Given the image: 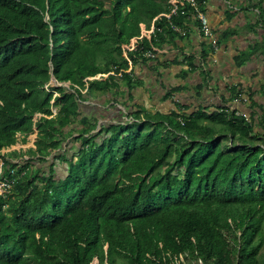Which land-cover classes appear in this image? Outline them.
<instances>
[{
	"label": "trees",
	"instance_id": "trees-1",
	"mask_svg": "<svg viewBox=\"0 0 264 264\" xmlns=\"http://www.w3.org/2000/svg\"><path fill=\"white\" fill-rule=\"evenodd\" d=\"M169 1L0 0V157L7 176L16 170L11 193L0 196V264H261L264 105L254 92L249 115L226 106L190 113L178 100L169 115L138 109L97 133L98 119L82 110L96 93L136 86L128 70L154 59L147 51L186 37L171 24L201 29L186 4L170 21L157 20L156 35L129 53L130 66L122 45L168 13ZM197 1L205 12L208 0ZM262 2L252 7L264 26ZM236 33L225 31L218 43ZM213 50L204 45L202 61ZM260 51L264 43L241 52L236 65ZM187 62L202 68L195 56ZM230 92L225 103L242 100L241 86ZM35 130L34 148L2 154ZM23 155L29 160L13 161ZM56 160L67 164L65 177Z\"/></svg>",
	"mask_w": 264,
	"mask_h": 264
},
{
	"label": "crops",
	"instance_id": "crops-1",
	"mask_svg": "<svg viewBox=\"0 0 264 264\" xmlns=\"http://www.w3.org/2000/svg\"><path fill=\"white\" fill-rule=\"evenodd\" d=\"M259 0H208L205 7V14L209 19L210 26L220 37L225 31H236V35L219 44L218 51L210 54L206 61H202L200 53L204 45H208L206 39L197 26L191 25L186 37H178L174 41L169 40L161 47H155V58L146 62H138L133 67L130 74L136 81V86L128 88L125 82H122L120 89L115 95L96 93L95 97L89 98L82 104L84 113L90 117L98 119V129L101 125L116 123L127 120L128 114L134 110L143 109L144 112L155 114L157 112L169 115L176 110V102L179 100L183 104L190 106L189 112H195L199 108L207 111H215L220 107L226 106L237 109L242 113L251 112L249 102L244 103L248 93L254 92V99L259 104L264 105V92L261 80L264 79V55L256 53L243 66L236 65V57L241 52L248 50L255 44L264 43V26L257 25L260 10L252 7V4ZM264 10V0L261 4ZM197 23V21L195 20ZM253 25V28L250 27ZM152 25V24H151ZM142 30L147 27L141 25ZM181 36V35H180ZM195 56L198 63L201 62L202 68L191 71L187 62L188 57ZM208 72L204 80L202 71ZM203 85L201 92L197 95V87ZM241 86L243 88L242 100L237 99L231 103H225L232 95V87ZM180 86L182 90L175 93L176 101L173 98H166L169 89ZM89 101H93L89 109L86 106ZM107 109H109L107 111ZM102 110V111H101ZM101 111V114H99ZM111 113L107 119H99L95 113ZM111 116L113 117L111 119ZM97 129V130H98ZM29 143V138L27 139ZM20 141L16 146L4 150L7 153L18 151L23 153L27 150ZM76 142L70 147L77 149ZM31 148H34L31 147ZM30 149V148H29ZM73 151V150H72ZM26 155L13 160L19 162ZM29 160V159H27Z\"/></svg>",
	"mask_w": 264,
	"mask_h": 264
},
{
	"label": "built area",
	"instance_id": "built-area-1",
	"mask_svg": "<svg viewBox=\"0 0 264 264\" xmlns=\"http://www.w3.org/2000/svg\"><path fill=\"white\" fill-rule=\"evenodd\" d=\"M169 3L171 6L168 13L160 14L158 17H156L153 20V23L149 29L144 28L140 36L135 37L131 39L129 43L122 45L123 55L128 60L130 66L133 65V62L129 57V53L137 51L139 48H141L142 47L141 42L145 37L151 39L153 36L156 35V31H158V28L156 27L157 20L164 17L170 21L173 16L179 15L180 11H182L185 8L186 4H189L191 7H193L196 10V16L194 18L200 24L201 27L200 32L206 39L209 40L214 51H218L219 49L218 36L210 26L209 19L205 14V12L200 10L199 3L197 0H170ZM171 25H172V29L179 35L186 36L188 34L187 29L178 27L173 24ZM155 50H156L155 48H151V50L146 52L145 56L148 58H155ZM103 76L108 77L109 75H103ZM119 76H122V73H119ZM92 79L93 78H91L90 80ZM55 96H57V94H55ZM53 111L54 114H56V110ZM38 117H40V115H36L35 119H37ZM34 143L35 140H33L32 142L33 146ZM15 176H16V170L14 169L10 170L9 176L6 175L4 160L2 157H0V196L4 198H7L9 196L15 183Z\"/></svg>",
	"mask_w": 264,
	"mask_h": 264
},
{
	"label": "rangeland",
	"instance_id": "rangeland-1",
	"mask_svg": "<svg viewBox=\"0 0 264 264\" xmlns=\"http://www.w3.org/2000/svg\"><path fill=\"white\" fill-rule=\"evenodd\" d=\"M148 27H149V26H148ZM128 71H129V70H128ZM128 71H127V72H128ZM118 77H120V76L118 75ZM261 83L264 84V79L261 80ZM51 84H52V85H59V84H58L56 81H54V80L51 82ZM67 86H68V85H67ZM56 94H57V93H56ZM57 95H58V94H57ZM245 101H246V104H248V102H249V97H248V96L245 97V99H244V103H245ZM92 103H93V101H89V103H87L86 106H88L89 109H92V108H91V107H93V106H91ZM84 105H85V104H82V106H84ZM249 105H250V102H249ZM55 110H56V109H55ZM108 110H109V109H107V111H108ZM101 111H102V110H101ZM101 111H100V113H99V112L95 113V115H97L99 119H102V121H100V124H102V123H107V122H103V121H104L105 118L107 119V117H108L111 113L104 112V113H102L103 116L99 117V114H101ZM98 113H99V114H98ZM247 115H249V114H247ZM112 118H113V117L111 116V119H112ZM122 121H125V120H122ZM257 128L259 129L260 127L257 126ZM98 131H99V129L96 130L95 132L97 133ZM75 136H78V135L76 134ZM28 138H29V143H27V145H25V147L27 148V150H28L29 148L33 147L32 142H33V140L36 141V139H37V131L35 130V132H34L33 134H31ZM75 144H76L77 146H79L78 143H75ZM15 147H17V146H15ZM75 150H76V148H75ZM75 150L72 151L71 148H70V146H69L67 152H68V154H69L70 156H72V155H74L73 152H74ZM2 154H5V155H6V152H3ZM27 159H29V157H26L25 160H27ZM48 160H49L48 163L42 164V165H44L43 167H46V169L49 167V165H51V163H53V160H52L51 157H50ZM39 164H40V163H38V165H39ZM40 165H41V164H40ZM40 165H39V166H40ZM67 168H68V167H67V164H66L63 160H56V162H55V170H56V175H57L58 177H65L66 172H67ZM259 259H260V261H261V264H264V246L262 247V249H261V251H260ZM92 264H99V261L96 259V260H94V262H93Z\"/></svg>",
	"mask_w": 264,
	"mask_h": 264
},
{
	"label": "bare ground",
	"instance_id": "bare-ground-1",
	"mask_svg": "<svg viewBox=\"0 0 264 264\" xmlns=\"http://www.w3.org/2000/svg\"><path fill=\"white\" fill-rule=\"evenodd\" d=\"M121 73H122V72H121ZM128 73H130V72H128ZM123 74H124V73H122V76H123ZM122 76H120V78H121ZM53 80L56 81L55 79H53ZM85 81L87 82V80H85ZM83 93H85V91H83ZM54 110H55V109H54ZM56 113H57V109H56ZM3 152H5V151H3ZM3 152H2V153H3Z\"/></svg>",
	"mask_w": 264,
	"mask_h": 264
}]
</instances>
